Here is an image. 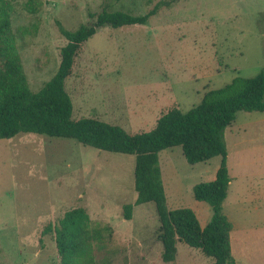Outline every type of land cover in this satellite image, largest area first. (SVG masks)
Returning <instances> with one entry per match:
<instances>
[{"label": "rangeland", "instance_id": "rangeland-1", "mask_svg": "<svg viewBox=\"0 0 264 264\" xmlns=\"http://www.w3.org/2000/svg\"><path fill=\"white\" fill-rule=\"evenodd\" d=\"M3 1L12 7L28 88L37 93L58 70L66 44L60 26L74 31L103 8L142 16L163 0ZM263 26L264 0H179L161 5L143 25L98 29L65 81L72 119L147 133L169 110L188 112L207 91L261 73ZM223 138L230 184L222 210L234 227L232 257L264 264V113L239 112ZM134 160L71 139L0 140V264H60L55 235L43 230L74 208L86 211L95 235L81 264H213L182 243L173 262L162 261L155 205H135ZM158 160L167 209H191L205 227L212 210L192 188L214 180L220 157L190 165L174 147Z\"/></svg>", "mask_w": 264, "mask_h": 264}, {"label": "trees", "instance_id": "trees-1", "mask_svg": "<svg viewBox=\"0 0 264 264\" xmlns=\"http://www.w3.org/2000/svg\"><path fill=\"white\" fill-rule=\"evenodd\" d=\"M177 1L163 0L142 16L103 8L99 13H89V22L74 31L60 26L66 44L60 50L58 70L40 91L32 93L11 29L12 7L0 0V140L18 134H36L71 139L97 150L134 156L135 205L149 202L155 205L162 261L173 262L177 244L182 243L200 250L213 259V264H236L230 246L232 224L222 210L230 183L223 133L239 112L264 113V67L252 78H236L221 89L207 91L201 102L188 112L169 110L158 118L151 131L141 134H129L94 118L73 120L71 99L65 89L77 53L98 29L143 25L161 5ZM174 147L181 148L190 165L220 157L214 180L192 188L194 199L208 204L212 210L205 227L200 226L191 209L168 210L166 207L158 154ZM132 209L130 204L123 207L126 221L131 219ZM50 232L55 235L60 264H81L95 238L83 208L65 212L57 225H48L43 230V233Z\"/></svg>", "mask_w": 264, "mask_h": 264}, {"label": "crops", "instance_id": "crops-1", "mask_svg": "<svg viewBox=\"0 0 264 264\" xmlns=\"http://www.w3.org/2000/svg\"><path fill=\"white\" fill-rule=\"evenodd\" d=\"M229 184H230V183H229ZM230 223H231V222H230ZM233 229H234V227L232 226V230H231L232 232H233ZM231 251H232V250H231Z\"/></svg>", "mask_w": 264, "mask_h": 264}]
</instances>
